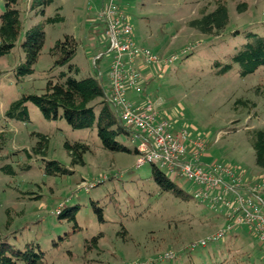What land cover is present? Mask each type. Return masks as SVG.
Here are the masks:
<instances>
[{
    "label": "rangeland",
    "instance_id": "rangeland-1",
    "mask_svg": "<svg viewBox=\"0 0 264 264\" xmlns=\"http://www.w3.org/2000/svg\"><path fill=\"white\" fill-rule=\"evenodd\" d=\"M214 1L124 0L122 5L138 47L159 59L177 57L161 70L147 65L142 72L144 77L151 76L145 81V93L157 102L171 131L184 129L189 137L204 140L201 163L230 164L239 168L240 175L255 180L264 168L255 165L246 131L264 127V67L241 76L238 65H233L219 74L213 62H227L234 47L244 41V33L264 24V0H225L228 23L219 36L189 27L188 21L202 8L211 11ZM240 2L247 4L242 12L236 9ZM100 3L54 0L42 13L30 1L17 0L23 29L41 23L44 44L32 73L23 77L16 74L24 61L18 44L0 57V236L18 247L38 243L45 264H264V247L245 231L238 236L235 233L240 231L228 232L190 249L223 223L218 214L192 198L196 187L186 178H173L181 195L160 191L151 177V164L137 165V154L109 151L102 147L95 129L73 130L62 118L47 120L31 102L26 103L29 121L6 119L11 102L25 94L42 93L49 78L69 73L68 65L54 66L49 54L66 34L77 43L71 63L78 73L70 75L82 79L98 68L107 86L110 54L97 16ZM3 9L0 0V14ZM56 13L62 21H44ZM97 54L102 57L94 66L92 58ZM38 134L48 140L44 156L32 153ZM119 139L130 150L138 145L130 137ZM66 141L89 146L83 165H71ZM50 160L70 173L46 174L45 161ZM74 207L75 223L68 216L58 217L61 209ZM96 208L102 210V219ZM98 235L95 247L90 241ZM166 252L173 257L167 259Z\"/></svg>",
    "mask_w": 264,
    "mask_h": 264
},
{
    "label": "trees",
    "instance_id": "trees-1",
    "mask_svg": "<svg viewBox=\"0 0 264 264\" xmlns=\"http://www.w3.org/2000/svg\"><path fill=\"white\" fill-rule=\"evenodd\" d=\"M3 1L4 9L0 14V57L8 54L18 44L24 53V61L16 67V74L18 77H23L32 73V67L43 47V26L41 23H37L24 30L20 19V11L17 8V0ZM53 1L30 0V6L38 9L37 12L43 13L45 7ZM246 7V2H240L237 4L236 9L238 12H242ZM62 20L63 17L56 13L53 17H47L44 21L54 23ZM227 23L228 9L225 0H215L214 8L211 11H205L202 8L198 11L197 17L188 21L189 27L204 35L214 36L221 35ZM21 33H23L22 38H20ZM237 33L239 31L232 32V34ZM243 39V42L234 47L235 50L229 56L227 62L220 60L213 62V67L217 69V73L224 74L233 65H238L239 74L246 76L255 72L258 68L264 67V24L260 25L257 31L247 30ZM76 49L77 43L71 35L66 34L62 40H57L49 50V54L53 58L54 66L68 65L69 73L61 72L57 78H49L42 93L25 94L11 102L5 112L6 119L29 121L26 103L31 102L38 107L45 119L56 120L62 118L73 130L95 129L103 148L113 152H134L138 156L137 146L130 150L119 141L121 136L130 137L133 141L135 140L133 139L134 134L123 125L116 115L115 108L105 100V86L102 84L99 69L97 68L92 75L82 79H76L70 75L72 72L78 73V68L71 63ZM94 66H97V62ZM246 133L254 151L255 165L264 168V127L249 129ZM2 135L1 133L0 137ZM38 136L40 140L32 149V153L44 156L48 140L43 134H38ZM64 147L71 157V165L84 164L83 154L89 150L86 143L66 141ZM146 163L151 164V177L160 191L173 190L181 195V191L177 190L174 185L173 178L177 176L169 175L166 170L160 168L154 162ZM44 171L49 175L70 173L69 169L56 160L45 161ZM88 187L91 186H87L86 189ZM262 194L264 196V190ZM192 198L195 199L193 194ZM75 209L77 207L61 209L57 215L59 218L68 216L75 223ZM96 212L98 217L102 219V210L96 208ZM219 217V220L224 223L223 216L219 215ZM75 227H77L76 224ZM237 230L241 229L235 231ZM99 237L100 235L94 236L90 241L95 247H97ZM18 262L23 264H45L44 251L38 243L31 241L25 243L22 247H18L11 244L5 237L0 236V264H17Z\"/></svg>",
    "mask_w": 264,
    "mask_h": 264
},
{
    "label": "built area",
    "instance_id": "built-area-1",
    "mask_svg": "<svg viewBox=\"0 0 264 264\" xmlns=\"http://www.w3.org/2000/svg\"><path fill=\"white\" fill-rule=\"evenodd\" d=\"M100 1L97 16L105 28L110 54L104 98L138 141L136 164L154 162L169 175L186 178L196 187L194 198L224 218L222 228L193 242L190 248L205 246L236 229L255 237L264 247V173L250 182L240 175L238 167L237 170L230 164L200 162L206 147L204 140L189 137L184 129L173 133L157 102L150 99L143 88L145 81L151 78L143 76L145 66L155 65L161 70L162 65L177 57L159 59L132 41L130 18L122 5L124 0ZM101 57L102 54L93 56V64ZM164 256L173 255L166 252Z\"/></svg>",
    "mask_w": 264,
    "mask_h": 264
},
{
    "label": "crops",
    "instance_id": "crops-1",
    "mask_svg": "<svg viewBox=\"0 0 264 264\" xmlns=\"http://www.w3.org/2000/svg\"><path fill=\"white\" fill-rule=\"evenodd\" d=\"M95 56V55H94ZM260 175L262 174V172L261 173H259ZM246 177V176H245ZM251 178H253V177H249V179H250V182H251V180H253L254 181V179H251ZM238 231H240V232H238ZM237 232L238 233H235V236H238V235H241L243 232H242V230H237Z\"/></svg>",
    "mask_w": 264,
    "mask_h": 264
}]
</instances>
